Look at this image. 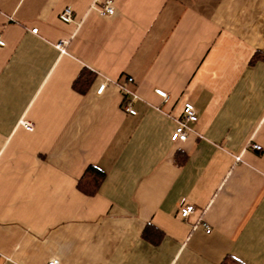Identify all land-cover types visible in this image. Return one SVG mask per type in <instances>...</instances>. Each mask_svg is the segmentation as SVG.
<instances>
[{
  "label": "crops",
  "instance_id": "1",
  "mask_svg": "<svg viewBox=\"0 0 264 264\" xmlns=\"http://www.w3.org/2000/svg\"><path fill=\"white\" fill-rule=\"evenodd\" d=\"M106 1L0 0V264H264V0Z\"/></svg>",
  "mask_w": 264,
  "mask_h": 264
},
{
  "label": "built area",
  "instance_id": "2",
  "mask_svg": "<svg viewBox=\"0 0 264 264\" xmlns=\"http://www.w3.org/2000/svg\"><path fill=\"white\" fill-rule=\"evenodd\" d=\"M99 13L102 16L114 15L115 9L113 6V1L108 0L104 2L99 8ZM59 18L64 23H73L75 21V15L73 9L70 7L65 8L61 12ZM0 45L1 46L4 45V42L1 40H0ZM62 46L63 43L57 44V48H59L62 52H65V48H63ZM126 82L131 84L134 82V80L133 78L130 77L127 78ZM105 88H106V84L104 83L99 87L97 93L102 94ZM120 88L124 91V96H125L124 104H123L124 110L131 115H136V111L133 108V101L134 99L137 98V96L132 91L128 90L124 84H120ZM156 94L165 101L168 99V94L163 90H156ZM183 112L184 113L182 120L178 122L177 127L171 136V140L173 142H185L188 139L190 133L192 132V128L190 124L195 123L198 120V115L194 104L190 102L186 103L184 105ZM23 125L27 130L30 131L33 130V124L28 122H23ZM252 147L255 150L259 149L258 146L256 145H253ZM194 211H195V207L193 205L182 206L180 209L181 217L184 220H187L194 213ZM204 227L206 228L207 233L211 232V229L207 224H204ZM47 264H59V260L52 259Z\"/></svg>",
  "mask_w": 264,
  "mask_h": 264
},
{
  "label": "trees",
  "instance_id": "3",
  "mask_svg": "<svg viewBox=\"0 0 264 264\" xmlns=\"http://www.w3.org/2000/svg\"><path fill=\"white\" fill-rule=\"evenodd\" d=\"M91 80L92 79L89 77V74L83 73L76 80L74 87L76 90L84 92ZM105 175L106 174L97 167L91 166L87 169L85 175L79 181L78 187L82 192L88 195H94L97 193L102 182L104 181ZM161 236V232L155 230L152 227L144 232V237L148 240H151V242L154 244H157L160 241ZM221 264H240V262L234 258L227 257Z\"/></svg>",
  "mask_w": 264,
  "mask_h": 264
}]
</instances>
